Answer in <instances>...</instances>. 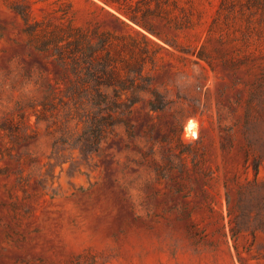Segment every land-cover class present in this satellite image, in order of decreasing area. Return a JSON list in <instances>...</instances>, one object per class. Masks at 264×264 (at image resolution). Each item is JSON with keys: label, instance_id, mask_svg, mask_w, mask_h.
Listing matches in <instances>:
<instances>
[{"label": "rangeland", "instance_id": "1", "mask_svg": "<svg viewBox=\"0 0 264 264\" xmlns=\"http://www.w3.org/2000/svg\"><path fill=\"white\" fill-rule=\"evenodd\" d=\"M0 264H264V0H0Z\"/></svg>", "mask_w": 264, "mask_h": 264}, {"label": "bare ground", "instance_id": "2", "mask_svg": "<svg viewBox=\"0 0 264 264\" xmlns=\"http://www.w3.org/2000/svg\"><path fill=\"white\" fill-rule=\"evenodd\" d=\"M194 123L190 121V123L188 124V129H192L194 130ZM195 131V130H194Z\"/></svg>", "mask_w": 264, "mask_h": 264}]
</instances>
